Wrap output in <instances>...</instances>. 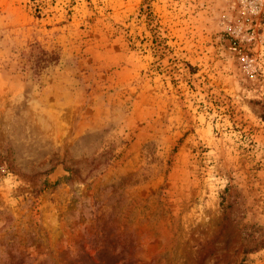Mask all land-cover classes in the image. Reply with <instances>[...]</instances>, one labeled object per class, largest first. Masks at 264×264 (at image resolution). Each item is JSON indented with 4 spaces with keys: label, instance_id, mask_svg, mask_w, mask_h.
<instances>
[{
    "label": "rangeland",
    "instance_id": "obj_1",
    "mask_svg": "<svg viewBox=\"0 0 264 264\" xmlns=\"http://www.w3.org/2000/svg\"><path fill=\"white\" fill-rule=\"evenodd\" d=\"M104 247L264 264V0H0V264Z\"/></svg>",
    "mask_w": 264,
    "mask_h": 264
},
{
    "label": "trees",
    "instance_id": "obj_2",
    "mask_svg": "<svg viewBox=\"0 0 264 264\" xmlns=\"http://www.w3.org/2000/svg\"><path fill=\"white\" fill-rule=\"evenodd\" d=\"M97 258L99 260L98 263H94L91 258H86L83 261V264H114V260H112V258H114L113 256V252L111 250H109L108 247H104L97 255Z\"/></svg>",
    "mask_w": 264,
    "mask_h": 264
}]
</instances>
